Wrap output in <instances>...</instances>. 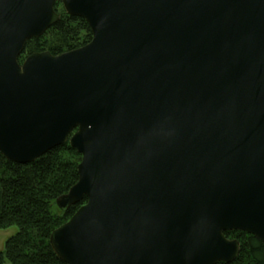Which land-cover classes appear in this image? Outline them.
I'll return each instance as SVG.
<instances>
[{
	"label": "water",
	"instance_id": "95a60500",
	"mask_svg": "<svg viewBox=\"0 0 264 264\" xmlns=\"http://www.w3.org/2000/svg\"><path fill=\"white\" fill-rule=\"evenodd\" d=\"M55 3L0 0V152L81 155L59 260L229 264L225 231L264 244V0H61L91 40L20 61Z\"/></svg>",
	"mask_w": 264,
	"mask_h": 264
},
{
	"label": "trees",
	"instance_id": "16d2710c",
	"mask_svg": "<svg viewBox=\"0 0 264 264\" xmlns=\"http://www.w3.org/2000/svg\"><path fill=\"white\" fill-rule=\"evenodd\" d=\"M54 7L59 20L25 42L20 61L42 51L58 55L91 40L90 27L83 18L65 13L61 0H56ZM80 160L81 155L68 141L26 164L11 161L0 152V229L18 227L0 251V264H66L53 252L49 235L86 200L64 210L55 204V199L78 180ZM224 235L240 243L238 256L229 264H264V244L253 235L238 230L225 231Z\"/></svg>",
	"mask_w": 264,
	"mask_h": 264
},
{
	"label": "rangeland",
	"instance_id": "374dc122",
	"mask_svg": "<svg viewBox=\"0 0 264 264\" xmlns=\"http://www.w3.org/2000/svg\"><path fill=\"white\" fill-rule=\"evenodd\" d=\"M18 231L17 226H11L6 229H0V251L4 250L5 241ZM5 264H8L5 262Z\"/></svg>",
	"mask_w": 264,
	"mask_h": 264
}]
</instances>
